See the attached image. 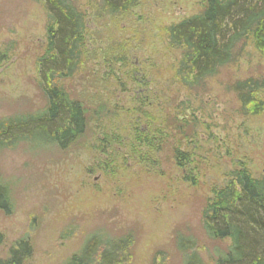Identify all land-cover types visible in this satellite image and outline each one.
I'll list each match as a JSON object with an SVG mask.
<instances>
[{"label": "rangeland", "instance_id": "1", "mask_svg": "<svg viewBox=\"0 0 264 264\" xmlns=\"http://www.w3.org/2000/svg\"><path fill=\"white\" fill-rule=\"evenodd\" d=\"M74 1L87 13L89 61L65 87L90 106L104 104L106 118L68 149L21 145L0 154V178L13 201L10 215L0 212V260L23 237L33 245L26 264H63L89 236L131 235L126 264L163 256L166 264H182L180 233L194 237L205 264H213L215 250L230 242H213L203 230L212 191L242 167L264 178V113L244 115L229 90L236 81L264 80V57L248 44L204 92H189L175 83L180 53L168 47L163 29L200 14L205 0H141L127 14L102 19L99 0ZM45 45L42 5L0 0V120L45 108L37 89ZM174 118L187 126L181 130ZM150 124L163 129V144L138 141L136 129ZM173 145L191 156L187 172L177 168Z\"/></svg>", "mask_w": 264, "mask_h": 264}, {"label": "trees", "instance_id": "2", "mask_svg": "<svg viewBox=\"0 0 264 264\" xmlns=\"http://www.w3.org/2000/svg\"><path fill=\"white\" fill-rule=\"evenodd\" d=\"M36 1L46 14V45L37 59V89L46 105L40 112L0 120V154L21 145L68 149L85 137L93 123L106 118L104 104L90 106L74 99L65 87L87 70V13L74 0ZM140 1L99 0L96 14L98 19L124 15ZM163 30L168 47L180 53L172 69L175 83L189 92H204L209 80L242 58L248 44L264 57V0H205L200 14ZM229 90L237 95L244 115L264 113L263 79L236 81ZM179 121L173 120L183 130L187 122L184 126ZM136 131L140 143L163 144L161 128L152 129L150 124L147 130ZM104 136L106 148L110 135ZM172 148L177 168L187 172L191 156L177 145ZM183 177L195 184L192 177ZM0 212H13L11 191L1 178ZM201 223L209 240L230 242L225 251L215 250L213 264H264V178H255L246 167L232 171L227 182L212 191ZM133 241L131 235L116 239L89 236L82 250L63 264H126ZM175 246L182 264H205L194 237L176 233ZM32 252L31 239L23 237L0 264H26ZM153 264H166L165 256L155 258Z\"/></svg>", "mask_w": 264, "mask_h": 264}]
</instances>
